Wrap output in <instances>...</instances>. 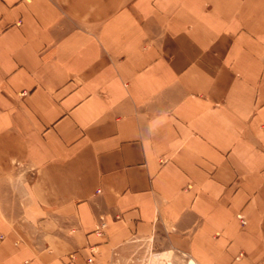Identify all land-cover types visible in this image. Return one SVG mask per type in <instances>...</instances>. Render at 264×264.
<instances>
[{
	"label": "crops",
	"instance_id": "crops-1",
	"mask_svg": "<svg viewBox=\"0 0 264 264\" xmlns=\"http://www.w3.org/2000/svg\"><path fill=\"white\" fill-rule=\"evenodd\" d=\"M0 264H264V0H0Z\"/></svg>",
	"mask_w": 264,
	"mask_h": 264
}]
</instances>
